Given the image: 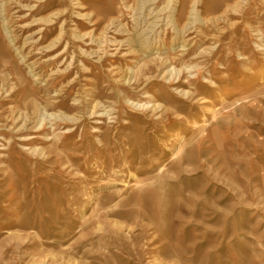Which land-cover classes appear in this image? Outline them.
<instances>
[{"label":"rangeland","instance_id":"rangeland-1","mask_svg":"<svg viewBox=\"0 0 264 264\" xmlns=\"http://www.w3.org/2000/svg\"><path fill=\"white\" fill-rule=\"evenodd\" d=\"M0 264H264V0H0Z\"/></svg>","mask_w":264,"mask_h":264},{"label":"bare ground","instance_id":"bare-ground-1","mask_svg":"<svg viewBox=\"0 0 264 264\" xmlns=\"http://www.w3.org/2000/svg\"><path fill=\"white\" fill-rule=\"evenodd\" d=\"M138 2V1H137ZM150 2V1H149ZM241 1H239V2H234L232 5H230L229 7H228V9H234L236 6H237V4H239ZM133 3V2H132ZM136 3V2H135ZM139 3V2H138ZM167 3V2H166ZM176 3V2H175ZM72 4H74V3H72ZM127 4V3H126ZM141 4H142V1H141ZM156 4V3H155ZM168 4V3H167ZM5 5V4H4ZM129 5V4H128ZM135 5V4H134ZM143 5H144V2H143ZM148 5V4H147ZM131 6V5H130ZM145 6V5H144ZM168 6V5H167ZM170 6V5H169ZM132 7H134V6H132ZM143 7V6H142ZM153 8V7H152ZM163 8V7H162ZM151 9V8H150ZM157 9V8H156ZM161 10V9H160ZM193 10V9H192ZM154 11V10H153ZM159 11V10H158ZM37 12V11H36ZM62 12L63 11H52V13L51 14H49V15H47V16H45V15H40V16H38V17H36V18H34L33 20H31V23H35V24H41V26L43 27H49L50 25H54L55 24V21H53L52 19H50V16L51 15H55V14H60V16L62 15ZM156 12V11H155ZM80 13V12H79ZM196 13V12H195ZM156 14V13H155ZM167 14H169V16H170V13H167ZM191 14V13H190ZM189 14V15H190ZM87 15H89V13L88 14H86V15H83V14H80V16H86L87 17ZM140 15V14H139ZM142 15V14H141ZM165 15H166V13H165ZM193 15V14H192ZM145 16V15H144ZM142 17V16H141ZM171 17V16H170ZM62 18V17H61ZM140 18V17H139ZM146 18V17H145ZM157 18V17H156ZM167 18H169V17H167ZM59 19L60 18H58L57 20L59 21ZM114 19H116V17L114 18ZM113 19V20H114ZM118 19V18H117ZM154 19V18H153ZM193 19V18H192ZM80 20V19H79ZM86 20V19H85ZM135 20H136V17H135ZM171 20V19H170ZM189 20V19H188ZM53 21V22H52ZM63 21V20H62ZM138 21V20H137ZM149 21V20H148ZM153 21V20H152ZM144 22V21H143ZM158 23H159V21H157ZM172 22V21H171ZM170 21H169V23H171ZM174 22V21H173ZM189 22V21H188ZM25 23V22H24ZM107 23V22H106ZM137 23V22H136ZM140 22H138V24H139ZM145 23V22H144ZM150 23V22H149ZM166 23V22H165ZM34 24V25H35ZM92 24H94V21H93V23ZM91 24V25H92ZM114 24H116V23H114ZM152 24V23H151ZM67 25V24H66ZM65 25V26H66ZM109 25V24H108ZM119 25V24H118ZM118 25H116V26H118ZM147 25H148V23H147ZM173 25V24H172ZM24 26V25H23ZM123 26V25H122ZM125 26V25H124ZM94 27V26H93ZM106 28H108V27H106ZM148 28V27H147ZM117 29V28H116ZM137 29V28H136ZM185 29V28H184ZM63 28H61V30H60V32L58 33V35H56V37H54L53 39H52V42H50L49 43V46H47V45H45V46H47V48H50V47H56L57 45V43L61 40V38H62V36H63ZM141 31H142V29H140ZM182 30V29H181ZM146 31H148V30H146ZM128 32V31H127ZM89 32H87L86 34H88ZM138 33V32H137ZM140 33V32H139ZM142 33V32H141ZM178 34H180V33H178ZM134 35V34H133ZM137 35H140V34H137ZM145 35H146V33H145ZM82 36V35H81ZM84 36V35H83ZM182 36V35H181ZM99 37H101V36H99ZM122 37V36H121ZM139 37V36H138ZM143 37V36H142ZM147 37V36H146ZM129 38V37H128ZM128 38H126V39H128ZM132 38V37H131ZM100 39V38H99ZM110 39V38H109ZM135 39H136V37H135ZM141 40H142V38H140ZM97 40H98V38H97ZM114 40V39H113ZM118 40V39H117ZM120 40V39H119ZM146 40V39H145ZM112 41V40H111ZM143 41H144V39H143ZM142 41V42H143ZM131 42V41H130ZM141 42V41H140ZM148 42V41H147ZM146 42V43H147ZM260 43H262V42H260ZM135 44H137V43H135ZM140 44H142V43H140ZM147 45V44H146ZM45 46H44V48H45ZM118 46V45H117ZM138 48H139V46H138ZM142 49H143V47H142ZM139 51L141 50V48L140 49H138ZM261 50V49H260ZM136 52V51H135ZM156 57V56H155ZM162 61V60H161ZM144 67V66H143ZM193 68H194V66H193ZM185 69V68H184ZM167 70V69H166ZM168 70H170V69H168ZM181 70V69H180ZM174 71V70H173ZM167 72V71H166ZM169 72V71H168ZM172 72V71H171ZM144 73V72H143ZM68 74V72L67 73H65V72H62V74L60 75L61 77L62 76H64V75H67ZM179 74V73H178ZM119 77V76H118ZM121 77H122V80H125L126 79V72H125V74L123 73V75H121ZM169 77H171V76H169ZM120 78V77H119ZM127 78H129V77H127ZM47 80V79H46ZM168 80V79H167ZM126 82L128 81V79L127 80H125ZM63 86V85H62ZM147 97V96H146ZM86 100H87V98H86ZM128 102L131 104V105H133V106H135V107H139V108H143V106L146 104V103H143V104H141L140 102H137V103H133V101H129L128 100ZM94 104V103H93ZM99 105V104H98ZM93 107H96V104H94V106ZM52 114H50V116H51ZM58 115V114H57ZM58 117V116H57ZM55 118V117H54ZM59 118V117H58ZM24 120V119H23ZM180 153V148H178V150L176 151V155L177 154H179Z\"/></svg>","mask_w":264,"mask_h":264}]
</instances>
